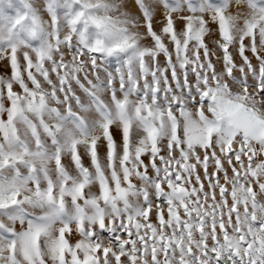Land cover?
I'll return each instance as SVG.
<instances>
[{
    "label": "snow or ice",
    "instance_id": "1",
    "mask_svg": "<svg viewBox=\"0 0 264 264\" xmlns=\"http://www.w3.org/2000/svg\"><path fill=\"white\" fill-rule=\"evenodd\" d=\"M124 4L0 5V264H264V0Z\"/></svg>",
    "mask_w": 264,
    "mask_h": 264
},
{
    "label": "rangeland",
    "instance_id": "2",
    "mask_svg": "<svg viewBox=\"0 0 264 264\" xmlns=\"http://www.w3.org/2000/svg\"><path fill=\"white\" fill-rule=\"evenodd\" d=\"M4 3V0H0V5H3ZM124 7H125V10L127 11H130L131 13L137 15V16H140V12H139V9L138 7L135 5V0H125V4H124ZM3 9L0 8V13H2ZM45 19H47V16L45 15ZM163 20V10L162 8L159 6V5H155V15H154V20H153V23H154V26L158 29L161 25L157 24L156 22L157 21H162ZM179 27V25H177ZM211 27H215V25H211ZM143 31V29H141ZM216 37H212L211 39H215ZM250 55V53H249ZM8 71V69L4 68L2 65H0V74H4ZM77 94H81V93H77ZM82 95V94H81ZM112 132H113V135L115 137V139L117 140V142L119 143L120 142V133L119 131L116 129V128H113L112 129ZM100 153L101 155H103L104 153V149L101 148L100 149ZM68 161L66 160L65 163H67ZM85 166H88L90 165V161L88 160L87 157H84V160H83ZM75 239V237L73 238Z\"/></svg>",
    "mask_w": 264,
    "mask_h": 264
}]
</instances>
